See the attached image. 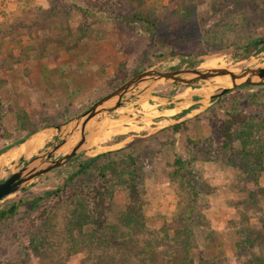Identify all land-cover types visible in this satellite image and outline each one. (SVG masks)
Listing matches in <instances>:
<instances>
[{
	"label": "rangeland",
	"instance_id": "374dc122",
	"mask_svg": "<svg viewBox=\"0 0 264 264\" xmlns=\"http://www.w3.org/2000/svg\"><path fill=\"white\" fill-rule=\"evenodd\" d=\"M263 37L264 0H0V148L12 147L28 134L33 135L23 143L35 146L1 164L0 181L47 151L61 132L56 125L82 114L133 75L203 63L230 68L243 61V68L258 66L264 62ZM248 38L259 41L249 55ZM211 85L205 80L194 85L164 79L142 83L127 94L121 107L92 118L75 159L0 200V211L19 203L15 214L0 220V262L40 264L28 239L30 217H41L47 204L41 207L39 202L32 208V201L65 185L87 157L113 152L120 166L124 164L119 158L126 154L137 160L150 229H159L178 212L184 191L171 176L176 159H183L201 184L214 189L201 192L199 204L217 233L216 241L213 247L203 248L209 241L197 229L196 259L201 254L213 258L222 245L230 264H250L252 253L236 257L234 244L239 239L237 231L246 224L241 212L250 216L248 223L254 228L260 225L259 212L243 203L248 196L240 190V170L226 160L222 129L232 120L236 133L243 118L253 119L257 132L264 129V84L233 88L214 101L210 97L215 89H208ZM200 97L205 100L189 104ZM76 123L64 126L57 141ZM80 134L78 126L69 145L52 159L64 155ZM136 139L140 140L132 144ZM235 143L239 146V140ZM108 174L114 179L109 217L117 223L129 203V191L118 174L111 170ZM260 184L264 187V171ZM65 192L70 195L69 190ZM53 199L48 215L56 213L60 227L61 217H71L70 201L60 206ZM55 250V259H62L58 264H79L83 258V253H77L63 260L62 247Z\"/></svg>",
	"mask_w": 264,
	"mask_h": 264
},
{
	"label": "trees",
	"instance_id": "16d2710c",
	"mask_svg": "<svg viewBox=\"0 0 264 264\" xmlns=\"http://www.w3.org/2000/svg\"><path fill=\"white\" fill-rule=\"evenodd\" d=\"M146 19L149 20V17ZM246 42L249 55L259 41L248 38ZM125 78L126 74L122 80ZM254 122L253 119H240L238 131L233 133L232 129L236 123L229 120L222 129L225 139L222 148L228 154L226 160H230L241 172L238 179L242 184L240 190H244L248 196L243 203L247 209L256 208L259 212L258 228L248 223L250 216L246 212H241L240 218L246 224L237 231L239 239L234 244V248L238 247L235 255L240 258L242 252H250L253 255V261L249 260L250 264H264V187L260 184L264 171V129L257 132ZM29 135L13 145L24 142ZM236 139L239 140V146H236ZM137 140L140 139L131 143ZM10 147L6 145L0 148V154ZM112 153L105 152L87 157L78 170L68 177L65 185L47 190L44 195L32 201V208L38 207L39 202L41 207L47 204V209L42 211L41 217H30L31 229L28 239L40 264L62 262V259H55V249L60 247L65 251L63 260L73 254L83 253L79 264H230L222 245L218 252H213V258L203 254L198 259L195 257L193 239L197 236L196 230L199 229L209 241L203 248L214 246V233H217L211 229L199 204L201 192L214 189L207 183L201 184L194 169L189 168L183 159H176L171 178L172 181L178 182L180 189L184 191L178 204V212L170 222L159 229H150L144 213V189L139 180L141 169L137 160L132 154H126L119 158L124 164L120 166L122 162L116 164ZM76 157L77 155L70 160ZM110 170L118 174V180L122 181L129 191V203L117 223H112L109 217L111 204L108 200L114 195V179L108 174ZM77 176L84 177L77 180ZM66 190H69L70 195H64ZM78 195L80 197L76 199ZM53 198L60 206L70 201L71 208L68 206L67 209L71 217H61L63 224L60 227L59 217H55L57 214L48 215V204ZM18 208L19 203H12L8 210H1L0 220L8 218L7 214H15ZM0 264L19 263L9 261Z\"/></svg>",
	"mask_w": 264,
	"mask_h": 264
},
{
	"label": "water",
	"instance_id": "95a60500",
	"mask_svg": "<svg viewBox=\"0 0 264 264\" xmlns=\"http://www.w3.org/2000/svg\"><path fill=\"white\" fill-rule=\"evenodd\" d=\"M224 75H229L232 83L230 86H223L215 89L214 93L210 97L213 101L217 100L221 95L233 88L251 84H264V65L244 67L239 72L232 71L230 68L225 67L202 68L200 66L168 71L148 69L133 75L116 89L99 98L82 114L65 124L56 125L55 128L59 129L61 132L57 133L55 143L51 145L47 151L34 156L31 161L22 168L14 171L3 181H0V200L11 193L23 189L26 184L34 178L67 163L72 157L77 155L80 148L86 142V127L90 120L98 114H104L121 107L128 98L127 94L142 83L152 84L156 81L164 79L187 85H194L202 80L209 81L213 84V79L215 77ZM204 100L205 98H201L199 102ZM75 120H77V123L72 125L68 132H65V136L62 137L60 141H57L58 137L62 136L64 126L68 127ZM78 126L81 127V134L76 143L64 155L59 158L52 159L58 150L62 149L66 143H69L73 132ZM37 160H39V162H36Z\"/></svg>",
	"mask_w": 264,
	"mask_h": 264
},
{
	"label": "bare ground",
	"instance_id": "6f19581e",
	"mask_svg": "<svg viewBox=\"0 0 264 264\" xmlns=\"http://www.w3.org/2000/svg\"><path fill=\"white\" fill-rule=\"evenodd\" d=\"M242 63H243V61L237 62L234 66L230 67V70L235 71V72H239L243 68ZM260 65H264V62L259 64L258 66H260ZM207 66H208L207 63H203L201 65L202 68H208ZM213 80H214V83L211 86H209V88H208L210 91H212L211 88L217 89V88H220L223 86H230L232 83L229 75L217 76ZM68 145H69V143H66L65 146L67 147ZM65 146L63 148H65ZM33 149H35V146L30 142H25V143L19 145L18 147L14 148V149H9L0 155V165L3 163L9 162V161L19 157L20 155L25 154V153L33 150Z\"/></svg>",
	"mask_w": 264,
	"mask_h": 264
},
{
	"label": "crops",
	"instance_id": "0c3cea01",
	"mask_svg": "<svg viewBox=\"0 0 264 264\" xmlns=\"http://www.w3.org/2000/svg\"><path fill=\"white\" fill-rule=\"evenodd\" d=\"M199 94V96H201V93H198ZM156 97L158 98V99H160V100H165V99H168L169 100V98L167 97V96H160V95H156ZM201 100V97L199 98V99H197V100H193L192 99V101H190V105H192V104H194V103H197V102H199ZM189 105H187V106H185L184 108H187ZM12 148V147H11ZM4 153V152H3Z\"/></svg>",
	"mask_w": 264,
	"mask_h": 264
}]
</instances>
